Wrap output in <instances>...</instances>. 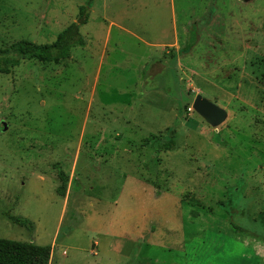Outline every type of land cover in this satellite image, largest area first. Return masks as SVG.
I'll use <instances>...</instances> for the list:
<instances>
[{"label":"rangeland","instance_id":"374dc122","mask_svg":"<svg viewBox=\"0 0 264 264\" xmlns=\"http://www.w3.org/2000/svg\"><path fill=\"white\" fill-rule=\"evenodd\" d=\"M88 3L89 16L115 5L135 13L139 25L126 23L149 42L169 40L175 24L187 31L184 45L189 37L195 45L177 63L178 82L166 70L143 83L165 105L126 138L134 143L129 159L112 165L109 154L119 149H96L106 158L97 173L86 163L96 156L81 147L76 173L84 179H70L69 202L57 192V173L70 174L80 151L86 103L74 96L86 75L80 66L91 71L96 59L83 48L68 68L26 59L0 73V238L52 246L51 264H264V0H0V49L55 41ZM125 37L130 47L134 38ZM198 94L227 110L221 125L194 110ZM164 136L178 148L144 145Z\"/></svg>","mask_w":264,"mask_h":264},{"label":"crops","instance_id":"0c3cea01","mask_svg":"<svg viewBox=\"0 0 264 264\" xmlns=\"http://www.w3.org/2000/svg\"><path fill=\"white\" fill-rule=\"evenodd\" d=\"M135 16V13L130 14L126 13L123 9L119 10L118 5H115V10L111 14L103 13L96 17L90 15L88 22L81 26L80 29V31H83L82 28H88L85 34H82L86 38V44L84 46L73 47L71 57L59 63H43L45 66L57 65L58 67L64 66L68 68L75 61L74 58L75 56L77 57V53L80 54L83 48L89 50L90 57L96 59V65L91 71L89 70V64L80 66L86 75L84 74L83 87L80 88L77 96L74 97L77 100H81L82 103H86L87 121L80 130L82 131L79 136L80 141L77 142V144L80 143V151L72 164L69 174L71 181L77 180L76 182L78 183L82 182L83 173L80 174L81 178H78L76 173L79 167L81 147L89 148L90 152L96 156H87L91 160L94 158L96 162L93 163L88 160L86 163L89 166L98 168V164H100L98 163L99 158L106 160L104 155L97 156L94 153L96 149H103L105 151L106 148L110 149L111 147L119 150H115L114 153L109 154L107 161L110 164L113 163L112 165L119 164V159L127 160L132 155L131 150L134 147V143L126 139L130 135H133L131 131L138 130L137 132H139L143 128H146V125L154 122L155 116L163 115L162 106L165 104H163L162 100L164 98L157 92H151V97H149L150 95L147 96V92L141 87L145 82L146 74L150 75L148 76L150 79L155 77V69L147 71L148 65L153 60L158 59L161 61L156 66L161 69V71L157 72L160 75H163L166 69L171 67L177 69V63L179 65L182 64L184 54L177 55L174 65L171 64L172 57L169 62L166 61V58H163L167 49H176L173 54L181 50L184 46L183 42H185L184 39L186 38L187 31L185 28L183 31L178 30L174 24V31L169 40L152 43L140 36L135 32V28L126 23V21L134 22V24L137 23L136 20L139 19H135ZM77 20L78 16L74 18L73 22ZM138 25L135 26L138 27ZM152 28L155 31L163 29L160 27L154 29L156 28L155 23H153ZM126 34L134 38V42L130 47L127 46L128 38L125 37ZM142 44L152 48L150 49V53L142 52ZM159 47L160 50L157 49V51L155 48ZM105 64H108V70L111 72V75L106 81H103L102 74ZM157 107H159L158 111ZM90 128L93 130L90 131ZM106 131H111L115 135H107ZM87 132H89L88 139H86ZM119 133H123L121 141L117 139L119 138ZM54 151L57 155L58 151L56 149ZM97 168L94 169L97 173L102 171L101 168ZM88 169L85 168V170ZM90 170L92 171L93 169ZM67 193H70V190ZM64 198L65 202H69L67 196Z\"/></svg>","mask_w":264,"mask_h":264},{"label":"trees","instance_id":"16d2710c","mask_svg":"<svg viewBox=\"0 0 264 264\" xmlns=\"http://www.w3.org/2000/svg\"><path fill=\"white\" fill-rule=\"evenodd\" d=\"M90 8V3H88V5H82L80 7L78 20L63 29L58 34L56 40L51 43L39 44L28 39H23L11 43L7 48L0 49V73H11L14 67L20 65L21 62L26 59L38 60L42 63H59L64 59L70 58L73 47L83 46L85 44V38L80 32V28L88 22ZM211 17L212 16H210V18ZM194 45L195 42L189 37L181 50L173 54L171 64H175L178 54H185L191 51ZM159 63H161L160 60H153L152 63L148 65L147 70L156 69ZM166 70L173 71L175 82L180 80L174 67ZM165 73L160 75L155 71V77L152 79L148 77L150 76L149 74H146L144 84H147L149 80L156 82V80L164 76ZM158 89H160L159 86ZM167 92H170V89H167ZM178 123L179 121L177 120L176 124ZM169 130L171 131L172 128H169ZM144 145H150L158 150L164 151L176 150L178 148L176 139L167 136L153 141L147 139ZM58 165V163L54 164L53 167L56 168ZM145 168L149 171L153 169L151 163L148 162L145 163ZM57 175L61 182L57 188V192L66 197L70 175L61 169H58ZM160 193L161 192L158 190L157 195H160ZM6 216L14 223L31 229L34 228L33 221L26 217L14 216L9 213H7ZM52 251V246L50 245H38L33 242L0 238V264H51Z\"/></svg>","mask_w":264,"mask_h":264},{"label":"water","instance_id":"95a60500","mask_svg":"<svg viewBox=\"0 0 264 264\" xmlns=\"http://www.w3.org/2000/svg\"><path fill=\"white\" fill-rule=\"evenodd\" d=\"M193 108L205 121L213 126L221 125L228 116L226 109L201 94L195 97ZM2 124L7 129V125L4 122Z\"/></svg>","mask_w":264,"mask_h":264}]
</instances>
